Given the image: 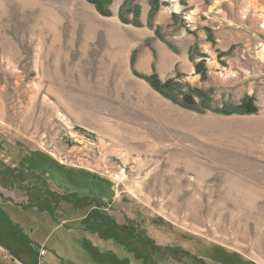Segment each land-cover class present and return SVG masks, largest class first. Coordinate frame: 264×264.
I'll return each mask as SVG.
<instances>
[{"label":"rangeland","instance_id":"1","mask_svg":"<svg viewBox=\"0 0 264 264\" xmlns=\"http://www.w3.org/2000/svg\"><path fill=\"white\" fill-rule=\"evenodd\" d=\"M149 1L103 17L0 0V217L27 242L1 219L0 238L16 259L264 264V0H157L178 14L148 28ZM247 98L254 114H224Z\"/></svg>","mask_w":264,"mask_h":264},{"label":"trees","instance_id":"2","mask_svg":"<svg viewBox=\"0 0 264 264\" xmlns=\"http://www.w3.org/2000/svg\"><path fill=\"white\" fill-rule=\"evenodd\" d=\"M87 3L93 5L96 9V11L103 17H111V13L108 11L107 7L110 5L111 3V0H85ZM157 0H153V1H149L150 3V10H149V13H148V21H147V27L149 28L151 26V22H152V19L155 15V13H157L158 11V7H157V4H156ZM126 5V2L122 4L121 8H120V11L118 13V19L125 25H131L135 28H139L141 25L140 23H135V18L132 19L130 22L127 21L126 19H124L123 17V9H124V6ZM149 85L154 89V91L158 94H160L161 96L171 100V98H168L167 96H165L162 92H161V88L155 86L152 82H149ZM194 93L200 97L201 96V93L199 91H194ZM192 96L193 95H190V96H187L185 99H184V103L185 104H188L190 106H193L195 101L194 99H192ZM196 96V97H197ZM172 101V100H171ZM238 109L235 110V111H232V112H228V113H224L226 115L228 114H235V115H250V114H254L257 110L256 108L254 107L253 105V101L252 100H249L248 98L246 100H244V102H242L238 107ZM32 174V173H31ZM2 175H5V173H3ZM9 178V177H8ZM44 183V186H46L45 184H47L46 182H42ZM54 196V195H53ZM52 195H48V198H52L53 197ZM74 197H76L75 195H73ZM56 196H54L55 198ZM52 198V199H54ZM63 200H66V199H63ZM67 201V200H66ZM46 202V201H45ZM72 202H77V199H73ZM73 204V203H72ZM1 221H2V225L4 226V224L8 227V230H9V233L13 236V240L14 241H18L19 243V237L22 238V240L26 241V236L24 234H22L18 227H13L11 221H9V218L7 219L5 215L1 216L0 217ZM98 235H101L99 231H97ZM92 233V232H91ZM2 239L0 238V248H2L4 251L6 252H9V250L7 249L8 247H6L3 243V241H1ZM114 241H118L120 243L119 240H117L116 237H114L113 239ZM27 242V241H26ZM24 243V242H23ZM82 243V242H81ZM129 247V245H126ZM82 249L84 251H87V253L89 254L90 258L97 264H114V263H106L104 261H101L100 259V255H96L94 253H92L90 250H87L85 248V246H81ZM130 248V247H129ZM9 255H11V253L9 252ZM13 257V256H12ZM13 260H17L15 257L12 258ZM116 264H121V261H117Z\"/></svg>","mask_w":264,"mask_h":264},{"label":"crops","instance_id":"3","mask_svg":"<svg viewBox=\"0 0 264 264\" xmlns=\"http://www.w3.org/2000/svg\"><path fill=\"white\" fill-rule=\"evenodd\" d=\"M164 3H171V2H174L173 0H164L163 1ZM175 2H177V3H179V5H180V0H175ZM185 2H186V4H187V7L190 9V12L192 11L193 13H197V12H194V11H199V9H201V8H203V0H185ZM178 5V6H179ZM181 6V5H180ZM146 7V12H145V15H143L142 14V18H141V20H140V22L142 23V24H145L146 25V23H147V21H148V11H149V8H148V6H145ZM186 7V8H187ZM163 10V7L161 6V8H160V10L158 11V16H157V18H156V23H157V21L159 22V20H160V18H170L171 19V16L173 15V14H178L176 11H171V12H168V13H166V12H163L162 11ZM192 13V14H193ZM197 15V14H196ZM133 30H141V28L140 29H138V28H134V27H132V26H130ZM203 35L202 34H200V37H202ZM186 51L184 52V54H185V58H187V56H186ZM0 250H2L3 251V249H1L0 248ZM5 252V251H4ZM6 253V252H5ZM23 253V252H22ZM6 255H8L7 253H6ZM21 255V254H20ZM33 257L31 256V257H28V258H22V256L20 257H18L17 256V261L20 263V264H39V259L37 260V262H36V260H33L32 259ZM17 263V262H16ZM18 263V264H19Z\"/></svg>","mask_w":264,"mask_h":264},{"label":"flooded vegetation","instance_id":"4","mask_svg":"<svg viewBox=\"0 0 264 264\" xmlns=\"http://www.w3.org/2000/svg\"><path fill=\"white\" fill-rule=\"evenodd\" d=\"M72 199H77V197H74V198H72ZM87 199H89V197L87 198ZM90 199H94L93 197H90ZM74 205H76V202H74L73 203ZM112 226H110L109 228H111ZM114 230V229H113ZM128 229L127 228H125L124 227V229H123V231H127ZM109 232H111V231H109ZM114 241V240H113ZM117 243V242H116ZM122 243H120V245L118 244V246H122V247H124L123 245H121Z\"/></svg>","mask_w":264,"mask_h":264},{"label":"built area","instance_id":"5","mask_svg":"<svg viewBox=\"0 0 264 264\" xmlns=\"http://www.w3.org/2000/svg\"><path fill=\"white\" fill-rule=\"evenodd\" d=\"M40 255L44 256L45 255V251H40Z\"/></svg>","mask_w":264,"mask_h":264}]
</instances>
